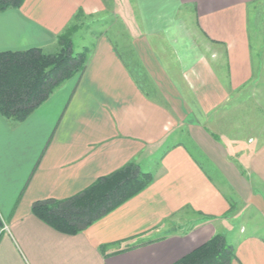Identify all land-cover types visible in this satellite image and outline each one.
<instances>
[{"label":"crops","instance_id":"crops-1","mask_svg":"<svg viewBox=\"0 0 264 264\" xmlns=\"http://www.w3.org/2000/svg\"><path fill=\"white\" fill-rule=\"evenodd\" d=\"M112 2L0 11V51H58L81 10L122 25L99 34L84 70L24 121L0 112V264H173L221 230L234 234L230 264H264V187L253 176L264 186V147L234 115L264 93V0ZM129 163L152 181L83 231L33 213ZM238 200L250 212L239 228L227 216Z\"/></svg>","mask_w":264,"mask_h":264},{"label":"trees","instance_id":"trees-1","mask_svg":"<svg viewBox=\"0 0 264 264\" xmlns=\"http://www.w3.org/2000/svg\"><path fill=\"white\" fill-rule=\"evenodd\" d=\"M24 0H0V11L19 8ZM71 29L58 37L60 50L40 47L0 51V112L15 122L24 121L64 81L82 72L87 51H74ZM152 175L135 163L99 178L78 194L64 199L38 200L33 213L56 230L77 234L142 191ZM103 249V246H102ZM233 246L217 233L173 264H230Z\"/></svg>","mask_w":264,"mask_h":264},{"label":"rangeland","instance_id":"rangeland-1","mask_svg":"<svg viewBox=\"0 0 264 264\" xmlns=\"http://www.w3.org/2000/svg\"><path fill=\"white\" fill-rule=\"evenodd\" d=\"M104 1L107 3V6L109 5V2L111 3V6L113 4V0ZM116 18V15L114 13H108V10H105L104 12L102 10H99L97 12H94L93 14L84 13L82 12V10L78 11L76 18L68 26V28L72 30L71 37L73 40L74 51H87L89 53L96 37L99 34L107 33L108 35H112L114 32H116V29L121 30L122 25L120 23L115 24ZM254 95L252 99V106L251 104H247V106L245 104L241 106L239 105V107L237 106L238 108L236 110V114H234L237 115V120L235 121L237 122L239 128L243 127V132L246 131V139L249 140V142H251L250 140H253V144H258L264 147V104L260 105L264 101V93L261 97V95L259 96V91L255 90ZM239 132L240 130L237 134L242 135ZM232 159L233 161L239 163L238 166L240 167L243 174L249 175V173L252 172L249 169H245L244 166L240 164L239 159H236L235 157H233ZM253 176L257 187H264L260 186V183L262 184L261 175L255 174ZM234 204L235 206H233V209L231 208L232 210L227 212V216L232 217L230 219L234 220L235 225L239 228L240 225L244 224V216L246 214L249 215L250 212L246 210V208H243L244 206L242 200L235 201ZM253 218L256 220V218H261V216L257 217L256 215H253ZM248 226L251 227V224ZM222 231L223 233L220 234L226 238L228 243H230L233 239L232 237L234 234L232 232H224V230H221V232Z\"/></svg>","mask_w":264,"mask_h":264}]
</instances>
